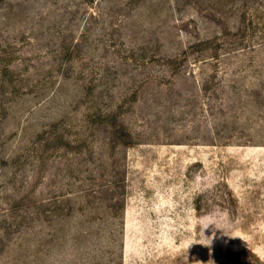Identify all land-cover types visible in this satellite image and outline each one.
I'll list each match as a JSON object with an SVG mask.
<instances>
[{"label":"rangeland","instance_id":"obj_1","mask_svg":"<svg viewBox=\"0 0 264 264\" xmlns=\"http://www.w3.org/2000/svg\"><path fill=\"white\" fill-rule=\"evenodd\" d=\"M0 264H264V0H0Z\"/></svg>","mask_w":264,"mask_h":264},{"label":"clouds","instance_id":"obj_2","mask_svg":"<svg viewBox=\"0 0 264 264\" xmlns=\"http://www.w3.org/2000/svg\"><path fill=\"white\" fill-rule=\"evenodd\" d=\"M210 225H213V223H212V222H209V223L205 226V228H208Z\"/></svg>","mask_w":264,"mask_h":264}]
</instances>
